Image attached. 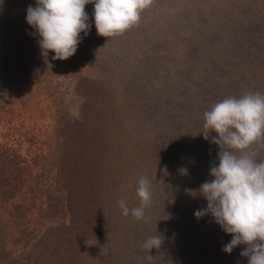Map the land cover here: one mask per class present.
Returning <instances> with one entry per match:
<instances>
[{
    "label": "rangeland",
    "instance_id": "1",
    "mask_svg": "<svg viewBox=\"0 0 264 264\" xmlns=\"http://www.w3.org/2000/svg\"><path fill=\"white\" fill-rule=\"evenodd\" d=\"M29 5L35 7L36 0H0V163L10 155L24 185L25 203L33 205L32 192L39 191L47 207L49 196L55 195L54 186H50L55 173L66 168L68 156L86 151L73 136L82 128L95 129L102 147L98 152L100 191L105 201L109 193V209L113 206V211L109 214L110 240L90 239L91 249L103 251L105 247L122 253L125 262L137 259V252L153 256L155 248L148 253L142 247L144 242L157 234L166 239L174 235L162 222L166 216L163 209H158L160 204L165 206L168 201L178 211L179 201L200 199L201 205L207 204L202 196L188 191L195 190L197 181L188 179L196 175H190L182 161L185 159L188 165L199 158L213 159L216 148L209 154V140L201 133L203 116L197 113L205 106L202 99L211 101L212 96L256 91L264 94V57L252 71L235 62L225 65L220 58L217 69H212L213 73L208 70L218 54H225L223 49H216L225 41L224 34L214 36L210 30L226 33L239 29L244 39L254 40L253 32L264 29V0H153L138 25L110 38L97 34L94 4L90 3L85 11L91 29L86 36L80 34L76 53L63 61L52 60L51 51L47 59L42 56L39 37L26 22ZM185 108L196 109L181 120ZM151 111H174L177 122H166L164 116L152 117ZM216 136L210 131L209 139ZM256 149L263 159L264 146ZM168 159L181 161L173 162L176 170L163 164ZM141 176L150 181L153 195L151 206L145 210L148 222L139 225L131 214H121L118 202L124 199L130 210L140 205L136 189ZM182 211L184 215L174 216L180 219L176 225L179 229H174L178 233L185 229L181 228L182 220H189L193 213ZM50 215L16 221L18 227L11 232L17 241L8 236L10 228L4 225L0 231L4 230L9 241L4 249L28 257L35 236L60 221ZM153 220L167 228L159 230ZM135 227L148 237L137 239ZM0 245L5 247L4 242ZM170 249L171 245L166 254H173ZM202 249L200 256L209 262L207 246ZM6 252L2 255L7 257ZM176 257L161 262L181 264ZM153 258L145 259L144 264H161ZM223 261L231 263L227 257Z\"/></svg>",
    "mask_w": 264,
    "mask_h": 264
},
{
    "label": "trees",
    "instance_id": "2",
    "mask_svg": "<svg viewBox=\"0 0 264 264\" xmlns=\"http://www.w3.org/2000/svg\"><path fill=\"white\" fill-rule=\"evenodd\" d=\"M261 30L264 29L261 28ZM261 30L253 32L252 35L256 34L254 40L244 39L243 32L239 29H232L226 33L210 30L214 36L222 35V33L224 34L223 39L225 41L220 43L221 45H216V49H223L225 54H218V58H216L217 60L214 59L209 63L208 70L213 73V70L215 71L217 69V62H220V58L225 65L235 62V64H242V68L248 67V69L252 71L254 69L253 66L264 57V32H261ZM246 33L250 35V31H247ZM216 63L217 65H215ZM225 77L228 79L227 76ZM241 95L242 94L237 93L234 96L239 97ZM197 96L199 97V95ZM212 97L214 100L211 101L209 99H202L205 102V106L202 110L199 109L197 113H200L203 116V113L210 110L214 103L223 100L228 97V95ZM194 109L196 108L183 109L182 117L180 116L179 118L185 120L188 112L193 111ZM174 113V111H151L150 115H152V117L164 116V118H167L166 122L176 123L177 120L174 118ZM75 121L77 122L78 119H75ZM73 140H76L82 145L86 151L82 154L81 150L79 156H68L69 160H66V168L62 169L61 173H55V181L50 185L51 187L54 186L53 192H55V195L49 196L50 203L47 207H44V204L47 201H41L42 196L39 194V191L36 193L32 192L34 200L33 205L25 203V192L23 191L24 185L20 182V175H18L15 160H13L10 155H5L2 158L1 161H3V163H0V204L2 206L0 209V228L4 229V225L10 228L8 236H10L12 240L14 239L17 241L18 239H16L13 235L14 233L11 232V230H15L17 226L16 221L22 222L24 218L30 219L31 217H48L51 216L50 214L55 215L54 217L60 219V221L55 227L50 226L45 231L38 233L35 236L36 240L33 249L28 253V257H24L23 253L16 254V251L14 250L4 249L9 245V241L8 239H5L3 235L4 230L2 232L0 231V242L5 243V247L0 245V264L146 263V261H144L147 259L145 253L139 255V252H137V259H131L130 261L125 262L122 253H115L105 247L103 248V251H92L89 244L90 239L102 237V240H110L108 238L110 236L108 224L110 221L109 214L113 211V206L109 209L111 205L108 200L109 193H106L107 198L105 201L103 196L104 193L100 191L102 177L98 152L102 150V147L100 138L98 137V131L86 128L83 130L82 128L81 131H78L76 135L73 136ZM210 141L211 139L208 141V150H210L209 154L213 153L215 148L214 153L217 151L219 152L218 145L211 143ZM197 145L202 146V143H197ZM172 146L174 145H171V147ZM257 147L258 146H256V148ZM214 153L212 155L213 159L207 158L203 160L199 158L193 163L189 162L188 165H185V159L182 160L184 164L183 166L188 168L190 175H196L192 176L190 179L184 175L191 183L197 181L196 184L193 185L195 190L197 189L196 186H200L205 180L212 178L210 176V166L213 164L218 165L219 162L218 156H214ZM165 158H168L166 154ZM257 159L264 160V157L263 159L257 157ZM172 160H164L163 164L176 170V166L173 165V162L181 161ZM135 161H137V158ZM133 163L136 165V162ZM18 168L22 169L21 165H19ZM174 176L177 175L174 174ZM55 183L60 184L55 186ZM19 184H21L20 187ZM60 188L62 189L60 190ZM175 193L176 191L173 190L172 194ZM38 195H40V197H37ZM195 202H198V205H195ZM179 207L181 209L180 211H178L176 206L172 203L170 205L168 201L165 206L160 204L158 207L159 210L163 209L165 211L166 219L162 222H164L169 229L174 231L172 238H164L161 251L154 249L155 254L153 257L159 260L158 263L161 261L166 262L165 258L167 257L173 258L174 256H177L174 259H177L181 264H193L197 261L198 263L200 262V264H248V258L240 255L245 246L238 245L230 254L222 251L224 245L231 241L232 235L225 233L221 227L215 223L210 214L205 215L200 219L195 217L194 213L197 210L206 208L207 204H205L204 207L201 205V200L196 199L189 200L185 203L179 201ZM182 210H191L193 213L188 217L189 220H182L184 226L181 228L185 229L178 233V231H175L174 229H179L176 225L180 222V219H176L174 216L177 213L183 214ZM35 212H38V214L36 215ZM5 220L10 221L5 223ZM136 221L139 222V225L145 222L144 220ZM155 223L159 226V230L161 231L166 227L164 226L165 224L161 225L157 222ZM134 234L137 239L141 240L148 237L142 234L141 228L139 227L134 228ZM170 245L172 249L169 251L173 254H166ZM204 245L207 246L209 251V262H205L203 257L200 256ZM105 246L109 247L112 246V244H106ZM4 252L7 253V257L2 255ZM224 257L230 258L231 263H225L223 261Z\"/></svg>",
    "mask_w": 264,
    "mask_h": 264
},
{
    "label": "clouds",
    "instance_id": "3",
    "mask_svg": "<svg viewBox=\"0 0 264 264\" xmlns=\"http://www.w3.org/2000/svg\"><path fill=\"white\" fill-rule=\"evenodd\" d=\"M94 4L93 17L97 34L114 37L123 34L140 23L142 13L153 0H36V6H28L26 22L38 35L42 56L52 60L72 57L91 29L85 6ZM51 67V65H49ZM201 133L209 140L210 131L217 133L211 143L218 145V165L210 166L209 180L192 195H200L207 207L197 210V219L210 214L221 229L232 235L222 251L231 253L243 245L242 257L248 264H264V160H258L256 146H264V94L245 92L239 97L229 96L214 103L203 113ZM186 174V169H182ZM136 194L140 205L131 210L124 199L119 207L124 217L148 222L145 210L152 204L150 181L141 176ZM164 238L150 236L142 245L148 250L160 249ZM149 261L153 256L148 255Z\"/></svg>",
    "mask_w": 264,
    "mask_h": 264
}]
</instances>
